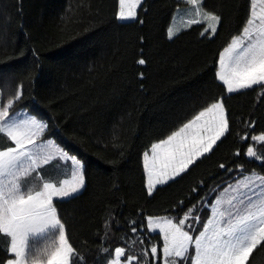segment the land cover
Segmentation results:
<instances>
[{"label": "trees", "instance_id": "16d2710c", "mask_svg": "<svg viewBox=\"0 0 264 264\" xmlns=\"http://www.w3.org/2000/svg\"><path fill=\"white\" fill-rule=\"evenodd\" d=\"M184 5L142 0L136 20L120 21L118 0H0V104L22 85L13 110L45 120L44 137L85 165L83 191L57 204L77 254L70 264H109L117 247L130 255L159 249L162 240L147 231L148 217L178 222L195 205L206 222L211 213L202 197L215 200L242 172L264 175L262 162L244 154L251 145L264 155V145L241 139L264 135V97L259 89L229 94L216 79L219 54L241 34L250 0H203L204 11L221 17L217 33L202 36L207 24H194L169 39ZM221 98L229 132L187 174L149 196L144 152ZM6 146L0 135V149ZM56 243V237L38 238L36 250ZM7 248L0 234V264L11 258ZM250 264H264V249Z\"/></svg>", "mask_w": 264, "mask_h": 264}, {"label": "snow or ice", "instance_id": "6c2138e0", "mask_svg": "<svg viewBox=\"0 0 264 264\" xmlns=\"http://www.w3.org/2000/svg\"><path fill=\"white\" fill-rule=\"evenodd\" d=\"M118 2V20L137 19L136 9L142 5V0ZM184 2L191 6L195 17L187 21V26L206 23L201 35L210 32L214 36L221 17L204 11L203 0ZM176 34L169 27L168 38ZM137 63L144 65L146 61L141 58ZM216 79L226 86L229 94L259 89L260 96L264 97V0H250L249 17L241 34L232 38L219 54ZM22 95L23 86L19 85L14 99L0 104V135L11 145L0 149V234L7 238V251L11 254L4 264H70L77 254L68 243L57 204L76 198L85 188V165L50 140L46 142L47 147L54 148L56 154L46 151L41 137L48 128L47 123L13 110ZM252 126L250 123L249 127ZM228 132V117L221 98L165 139L153 143L143 154L148 195L151 196L157 186L187 174L198 161L213 152ZM241 139L264 145V135L249 137L245 134ZM244 154L264 165V155H258L254 146H248ZM54 160L71 167L70 179L58 183L44 179L41 170ZM219 167L231 171L224 164ZM33 174L42 181L38 190L28 187ZM229 190L232 195L227 201L219 196L210 203L201 198L210 208L206 222L201 223L195 205L178 222L168 217H148L147 231L161 238V247L152 245L138 255L126 254L124 247H117L109 264H145L149 257L150 264H250L254 252L264 249V175L243 176L223 189ZM132 223L135 225V221ZM139 227L144 230L143 225ZM132 232L136 233L137 227L134 226ZM53 237L57 240L55 246L36 250L38 238L46 242ZM140 243L143 244V240Z\"/></svg>", "mask_w": 264, "mask_h": 264}, {"label": "rangeland", "instance_id": "374dc122", "mask_svg": "<svg viewBox=\"0 0 264 264\" xmlns=\"http://www.w3.org/2000/svg\"><path fill=\"white\" fill-rule=\"evenodd\" d=\"M193 18H195V17L193 15V9L191 8V6H189V5L186 4V5L182 6V7H180L176 11V13L174 15L173 22H172V24L170 26L171 28H173V30L175 32H177V34L175 36H177L184 29L189 28V26H187V21H189L190 19H193ZM217 30H218V28H217ZM17 111L18 112H22V113L31 114L32 116L36 117L38 120L47 123L45 120L38 118L37 116H35L34 114H32L27 109H20V110H17ZM44 135H45V133L41 137V141L44 142L46 151L52 152L55 155L56 154L55 153V149L54 148H48L46 142L50 140V141L53 142V144L55 146H58L60 148H62V147L54 139H52V138H45ZM62 149L65 150L64 148H62ZM65 151L70 156H75V155L71 154L70 152H68L67 150H65ZM75 157H77V156H75ZM62 165H63V162L62 161L58 163L57 161L54 160L49 165L45 166V168L41 170L42 171V174L44 176V179L48 180L49 182H54V183H58L60 180L65 179V178L70 179L71 178L70 173L72 171L71 167L70 166H62ZM242 175L243 176H246L244 174H242ZM238 177H239V175L236 177V179ZM242 177L240 179H242ZM236 179L230 181L232 183H230V182L227 183L226 186L229 185V184H233L234 185L237 180H240V179H237V180ZM41 183H42V181H40L39 179L35 178V174H33V177H30L29 178L28 187L33 188L34 190H38V188L40 187ZM223 189L219 193V198H221L224 201H227L230 198V196L232 195V192H231V190H229V191H223Z\"/></svg>", "mask_w": 264, "mask_h": 264}, {"label": "crops", "instance_id": "0c3cea01", "mask_svg": "<svg viewBox=\"0 0 264 264\" xmlns=\"http://www.w3.org/2000/svg\"><path fill=\"white\" fill-rule=\"evenodd\" d=\"M242 174H244V175H246V176H251V175H262V174H259V173H247V172H242ZM242 174H240L239 175V177L237 178V179H240L243 175ZM236 179V180H237ZM229 183V182H228ZM230 183H232V182H230ZM226 186V185H225ZM224 186V187H225ZM158 187V186H157ZM224 187H222L221 189H219L218 191H217V193H216V195H215V199L217 198V196H219V193H220V191L224 188Z\"/></svg>", "mask_w": 264, "mask_h": 264}]
</instances>
